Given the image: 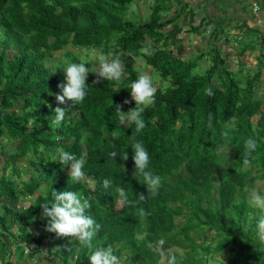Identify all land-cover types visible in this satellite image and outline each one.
Instances as JSON below:
<instances>
[{
  "label": "trees",
  "instance_id": "obj_1",
  "mask_svg": "<svg viewBox=\"0 0 264 264\" xmlns=\"http://www.w3.org/2000/svg\"><path fill=\"white\" fill-rule=\"evenodd\" d=\"M132 1L0 0V264L27 259L89 264L91 250L45 230L47 218L39 205L54 202L52 190L78 191L89 199L86 215L101 225L93 245H111L123 264H156L163 258L167 263L171 255L177 264H223L220 252L225 264H264L257 228L264 211L248 196L255 180L264 177V91L258 93L254 85L264 50L256 72L236 76L211 38L212 60L201 69L202 55L182 59L163 29L188 14L189 31L200 33L202 18L191 9L196 4L173 0L183 4L166 17L161 14L172 2L165 0L166 6L155 3L142 22H134L127 14ZM67 44L75 51L52 56ZM261 45L264 49L263 36ZM149 46L154 54L145 56L140 50ZM93 49L120 57L126 66L122 82L92 84L97 77L87 55ZM69 61L89 68L88 94L80 104L61 105L53 94L66 83L63 71ZM142 68L150 72L156 93L155 103L142 114L146 127L136 133L133 123H119L114 106L129 100L122 111L135 107L129 85ZM206 88L214 95L207 96ZM56 107L67 109L59 126L51 122ZM133 134L149 153V168L162 177L156 196L134 171ZM248 138H255L258 147L245 167ZM8 142L13 148L3 151ZM61 147L85 159L79 182L59 164ZM112 151L118 153L115 161ZM124 151L127 161L119 156ZM16 162L23 164L26 180L18 179ZM105 178L112 187L102 186ZM85 179L92 181L91 190ZM118 186L130 203L121 200ZM141 193L145 199L137 201ZM160 239L163 255L156 248Z\"/></svg>",
  "mask_w": 264,
  "mask_h": 264
},
{
  "label": "clouds",
  "instance_id": "obj_2",
  "mask_svg": "<svg viewBox=\"0 0 264 264\" xmlns=\"http://www.w3.org/2000/svg\"><path fill=\"white\" fill-rule=\"evenodd\" d=\"M171 2L172 6L169 8L171 10L173 7L177 9V6L183 4V1H178L177 4L174 3L173 0H171ZM253 3L255 4V2L250 4L251 14L253 19L260 24V21L258 20L259 10L257 9L254 11L252 9L251 5ZM164 6H166V4ZM187 35V37H189L191 33ZM1 36L2 35H0V37ZM67 50H71L69 45ZM140 51L145 56H152L154 54V51L150 46L144 47ZM93 55L99 61V68L95 73L97 79L92 81L93 85L100 83L101 80L122 82L126 66L119 56H113L112 53L105 54L102 49H93ZM85 65V63L66 62L63 71L66 83L58 84L57 88L59 89V93L53 94L57 104L62 105L66 102L80 104L85 100L89 87L86 81L90 73L89 68ZM256 71L257 69L254 70V72ZM233 73L237 75L242 72L236 69ZM129 87L131 101L135 102V107L130 108L127 112L122 111L123 105H127L130 102L129 100H124L122 104H117L114 108L121 125L131 122L135 125L136 133H140L146 127L142 114L148 106L155 103L156 88L153 85L152 76L148 71L140 74L135 81L131 82ZM256 89H258V87H256ZM205 94L209 97L214 95L211 88H206ZM66 111L67 109L62 107H56L53 109L55 116L51 122L54 125L59 126L65 118ZM213 118V114L209 112L207 117V126L209 128L212 127ZM223 135L227 137L229 134L228 132H224ZM130 139L132 140L131 148L134 171L138 176L142 177L147 192H150L152 196H156L158 190L162 186V177L154 174L149 168L150 156L143 142L136 140L135 134H133ZM257 147L258 144L255 138H248L245 141L243 159V165L245 167L251 166L252 154L256 152ZM57 152L59 164L67 166L68 174L73 182H79L85 177L84 166L86 161L83 157L77 158L74 153L65 151L62 147L58 148ZM109 156L115 161L118 153L112 151L109 153ZM119 156L122 161H127L129 158L126 151L119 153ZM125 170L126 169H124V171ZM102 186L105 189L112 187L113 181L105 178L102 181ZM115 190L119 193L122 201L130 203L127 200V193L123 187L118 186ZM51 195L54 198V202L50 205L48 203L39 205L43 213L42 218H47V224L45 226L47 232L55 233L58 238H74L78 240L81 245L91 250V255L88 257L89 264H123L122 259L114 254L111 245L106 247L93 245V240L97 237L101 225L91 216L86 215V210L91 207L88 198L78 191L71 190L59 192L52 190ZM144 199L145 195L143 193L137 195V201H144ZM251 202L257 208L264 211V195L253 191L251 193ZM26 207H30V205H26ZM139 214L141 216L146 214L143 208L139 209ZM257 228L260 241H264V216H261L258 220ZM164 243L165 241L163 239L156 242V248L160 251L161 255H163L162 246ZM220 256L223 259V264H225L221 252ZM156 264H177V258L175 255H171L168 257L167 263L163 258L160 261H157Z\"/></svg>",
  "mask_w": 264,
  "mask_h": 264
},
{
  "label": "crops",
  "instance_id": "obj_3",
  "mask_svg": "<svg viewBox=\"0 0 264 264\" xmlns=\"http://www.w3.org/2000/svg\"><path fill=\"white\" fill-rule=\"evenodd\" d=\"M188 2L197 5V9H191L196 13L198 12L197 14L202 18L203 22L200 28V34L196 33L198 34L197 36L201 35L202 43L205 46H207V44L211 45L210 39L212 38V45L216 43V46L218 45V47L221 48L219 56L223 59L231 72H235L237 69L242 72V74L245 72L253 73L255 70L254 66L257 64L255 59H258L261 50H263L261 42L262 36L264 39V5L260 4L258 0H188ZM252 2H255L259 7L258 20L260 24L252 17L250 11V4ZM174 10L176 11L175 7H173L172 10L170 9L167 15L163 12L161 15L166 17H168V15L172 16ZM145 13H147V10H145ZM140 16L145 18L147 14L145 16ZM188 18V14H182L179 19L173 23L171 28H163L165 29L164 31H167V37L169 41L172 42L174 49L175 46H180L182 51L184 48L188 49V46L185 44V41L189 38L187 35L183 38V42L181 41L183 45L179 44L180 41L176 42L177 38L170 39L172 35L170 30L182 28L189 30L187 24ZM202 31L204 32L202 33ZM241 33L243 36L240 35ZM245 37L247 38L245 39ZM178 44L179 46H177ZM195 49L192 50L191 53L194 52ZM241 49H243V52L240 53ZM223 52L227 54L230 53V55L226 56V53L223 54ZM191 53L182 52L181 57L183 54H187L182 57L187 60L190 58L189 54ZM200 54L197 52V55ZM202 59L203 60L199 61V65L204 64L203 61H206L204 57ZM261 72V81H263L264 64Z\"/></svg>",
  "mask_w": 264,
  "mask_h": 264
},
{
  "label": "rangeland",
  "instance_id": "obj_4",
  "mask_svg": "<svg viewBox=\"0 0 264 264\" xmlns=\"http://www.w3.org/2000/svg\"><path fill=\"white\" fill-rule=\"evenodd\" d=\"M232 1V0H231ZM249 2V1H248ZM258 2L262 5H264V0H258ZM155 3H162L163 5L166 4V1L165 0H133L129 5H128V8H127V14L130 18L133 19V21L137 22H142L143 21V18L140 16V15H149L150 11H151V8L153 7V5ZM251 9V8H250ZM145 10H147V13H145ZM251 11V10H250ZM141 13V14H139ZM198 13V12H197ZM165 15H167V13H164ZM201 14V12H200ZM138 15V16H137ZM131 19V20H132ZM206 28V27H205ZM172 32V35H171V38L170 39H175L177 38V41L176 42H179V44L183 45L181 43V41L183 40V38L187 35V34H190L191 35L189 36V38L187 39V41H185V44L188 46V49H183V51L180 49V46L179 44L177 46L178 47V55H181L182 52H188V53H191L192 50H194L195 48V51L192 52L191 54H189V57H195L197 55V52L204 57V59L207 60V62H210L212 60V56H211V52H213V47L209 44H207V46H205L203 43H202V39H201V35L200 36H197L198 34L194 33V32H190L188 29H173V30H170ZM204 31H202L203 33ZM243 33V32H242ZM240 34L243 36V34ZM200 34V33H199ZM169 35V33H168ZM188 36V35H187ZM247 37H245L246 39ZM200 41V42H199ZM183 42V41H182ZM200 43V44H199ZM168 44H169V41H168ZM68 49V45H65L62 47V49L60 51H57L55 52L52 56H55L56 53H60V52H63V51H66ZM71 49V47H70ZM264 50V49H263ZM262 50V52H263ZM71 51H75V49H71ZM78 51V50H77ZM76 51V52H77ZM85 52H87L85 50ZM76 55H84L83 52H77ZM187 54H183V56H185ZM182 56V57H183ZM88 59H89V62H91V64H89V68L92 69L93 71V75H95L96 73V70L99 68V61L98 59L93 55V50L91 52H89V56L87 55ZM214 58H216V55L214 56ZM183 59V58H182ZM263 59V57H262ZM255 61L257 62V59H255ZM204 64H200L201 66V69L202 67H205V63L206 61H203ZM140 64L139 62L135 63V65H138ZM255 69H257V64L254 66ZM148 71V69L146 68H142L139 73H144ZM255 87H258V93H263L264 91V80L261 81V76H260V79L259 81H256L255 82ZM263 106V105H262ZM19 105L15 108L16 110L18 109ZM13 142H8V144H4L2 145V149L3 151H6V150H10V148H13ZM224 150V149H223ZM1 157V155H0ZM1 159V158H0ZM16 165L18 166L19 170H20V174H19V177L18 179L19 180H26L27 179V176L22 172V170L24 169V166L22 163H18L16 162ZM85 182L87 184V187L89 190L92 189V181L91 180H87L85 179ZM251 192L248 194L250 200H251V193L253 191H256L258 193H262L264 191V177L263 178H259L257 180H255V182L253 183L252 187H251ZM262 195V194H261ZM23 204H28L26 201L22 200ZM252 203V202H251ZM254 207H256L254 204H252ZM30 229H33L32 228V225H31V228ZM34 232H36L34 230ZM17 255V254H16ZM43 257H45L43 255ZM45 258H48V257H45ZM18 259V258H17ZM51 259H44V262H47V264H51ZM36 262V259H27L26 261H24V264H34ZM209 262L208 264H217V262Z\"/></svg>",
  "mask_w": 264,
  "mask_h": 264
},
{
  "label": "built area",
  "instance_id": "obj_5",
  "mask_svg": "<svg viewBox=\"0 0 264 264\" xmlns=\"http://www.w3.org/2000/svg\"><path fill=\"white\" fill-rule=\"evenodd\" d=\"M251 6H252V9H253L254 11H256V10L258 9L257 5L254 4V3H253Z\"/></svg>",
  "mask_w": 264,
  "mask_h": 264
}]
</instances>
